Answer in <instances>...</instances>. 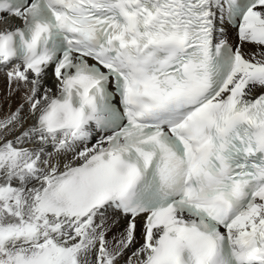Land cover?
<instances>
[{
  "label": "snow or ice",
  "instance_id": "1",
  "mask_svg": "<svg viewBox=\"0 0 264 264\" xmlns=\"http://www.w3.org/2000/svg\"><path fill=\"white\" fill-rule=\"evenodd\" d=\"M0 264H264V0H0Z\"/></svg>",
  "mask_w": 264,
  "mask_h": 264
},
{
  "label": "bare ground",
  "instance_id": "2",
  "mask_svg": "<svg viewBox=\"0 0 264 264\" xmlns=\"http://www.w3.org/2000/svg\"><path fill=\"white\" fill-rule=\"evenodd\" d=\"M3 87H4V83H3V80H2V78H1V79H0V90H2Z\"/></svg>",
  "mask_w": 264,
  "mask_h": 264
}]
</instances>
